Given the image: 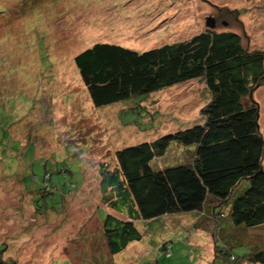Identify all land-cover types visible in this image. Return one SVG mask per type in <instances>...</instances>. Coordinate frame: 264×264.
<instances>
[{
    "label": "rangeland",
    "instance_id": "rangeland-1",
    "mask_svg": "<svg viewBox=\"0 0 264 264\" xmlns=\"http://www.w3.org/2000/svg\"><path fill=\"white\" fill-rule=\"evenodd\" d=\"M221 8L238 15L218 20L215 30L234 32L245 49L264 52V0H0V253L5 260L253 264L246 253L264 247V225L246 230L224 220L213 240L212 225H198L196 213L137 223L142 240L109 254L101 240L108 210L101 204L97 166L116 150L200 123L199 110L209 95L195 80L150 95L143 105L153 120L148 115L143 122L137 115L132 120L125 112L119 118L130 105L95 108L74 64L95 43L141 52L187 40L206 29L205 19ZM252 100L264 140V85ZM193 150L171 142L154 165L176 166L180 156L184 163ZM61 168L70 172L63 177L57 173ZM45 171L58 191L40 198L37 212L30 189ZM222 242L230 245L234 260L219 255Z\"/></svg>",
    "mask_w": 264,
    "mask_h": 264
},
{
    "label": "trees",
    "instance_id": "trees-1",
    "mask_svg": "<svg viewBox=\"0 0 264 264\" xmlns=\"http://www.w3.org/2000/svg\"><path fill=\"white\" fill-rule=\"evenodd\" d=\"M217 14L211 16L214 29L206 28L187 40L141 52L95 43L74 58L95 108L130 105L119 112V118L127 114L133 120L137 115L143 122L148 115L153 120L143 105L150 95L195 80L204 84L209 95L199 110L200 123L116 150L97 166L101 204L108 210L101 240L110 255L142 240L137 223L164 216L196 213L198 225H212L213 240L224 220L230 228L264 225V140L258 126L259 108L252 100V94L264 85V52L245 49L241 36L234 32L215 30L218 20L236 17V10L221 8ZM171 142L193 147L191 158L184 164L180 156L174 162L178 165L156 168V160ZM67 172V168L57 170L63 177ZM50 181L51 174L45 171L30 189L37 212L42 210L37 201L58 191ZM226 246L222 242L219 255L234 260L230 245ZM246 254L249 262L264 264V247ZM0 264L15 262L0 253Z\"/></svg>",
    "mask_w": 264,
    "mask_h": 264
},
{
    "label": "water",
    "instance_id": "water-1",
    "mask_svg": "<svg viewBox=\"0 0 264 264\" xmlns=\"http://www.w3.org/2000/svg\"><path fill=\"white\" fill-rule=\"evenodd\" d=\"M223 25L225 26V23H223ZM215 26H216V23L213 17L209 16L205 19V27L207 29H214Z\"/></svg>",
    "mask_w": 264,
    "mask_h": 264
}]
</instances>
